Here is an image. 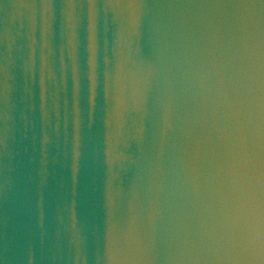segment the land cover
<instances>
[{"label":"clouds","instance_id":"clouds-1","mask_svg":"<svg viewBox=\"0 0 264 264\" xmlns=\"http://www.w3.org/2000/svg\"><path fill=\"white\" fill-rule=\"evenodd\" d=\"M0 203V264H264V0H0Z\"/></svg>","mask_w":264,"mask_h":264},{"label":"water","instance_id":"water-1","mask_svg":"<svg viewBox=\"0 0 264 264\" xmlns=\"http://www.w3.org/2000/svg\"><path fill=\"white\" fill-rule=\"evenodd\" d=\"M57 2H59V0H57ZM36 38H37V44L39 45V42H40L39 31H37ZM78 40L80 41L79 47H78V57H79V68H80V73H81V77H80L81 107L86 109L87 98H88L89 93H88V79H87V51H86L87 33L85 30H82V29L78 30ZM64 44H66V41L61 34L60 23L59 21H57L56 24H54L53 34L51 36V46H52V50L54 53L53 59L55 60L57 67L59 66L61 46ZM101 44H102V41H101ZM64 62L66 65L70 66V61H69L67 51H65L64 53ZM101 68H102V64H101ZM58 75L59 73H57V76ZM68 86L70 90L71 89L70 71L68 75ZM62 96L63 94H61V97ZM101 98H102V75H99L98 85H97V102L98 103L100 102ZM61 103H62V100H61ZM53 152H55V149H53ZM49 167H50V171L52 170L53 167L55 168V176L57 180H59L61 176L65 178H70V154H69V159L66 161L64 159L63 149L61 148L60 155L57 157V163L55 165H51L50 163ZM49 179L51 182V177ZM125 183H127L126 180H125ZM3 207H4L3 204L0 203V217H2V214H3Z\"/></svg>","mask_w":264,"mask_h":264}]
</instances>
